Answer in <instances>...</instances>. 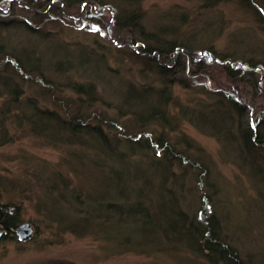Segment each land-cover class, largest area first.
Instances as JSON below:
<instances>
[{
  "label": "rangeland",
  "instance_id": "1",
  "mask_svg": "<svg viewBox=\"0 0 264 264\" xmlns=\"http://www.w3.org/2000/svg\"><path fill=\"white\" fill-rule=\"evenodd\" d=\"M96 1L108 3L116 14L125 7L122 0ZM253 1L264 12V0H140L143 31L193 48L210 46L233 58L261 60L264 74V22ZM87 8L65 2L59 9L65 18L58 19L48 9L44 19L17 9L10 19H27L43 31H0L1 41L33 49L51 87L0 67V204L16 214L17 223L33 226L26 239L1 235L0 264H210L178 237L166 238L154 221L146 227L141 219L128 224L106 209L107 202L126 197L149 208L166 201L165 208L171 193L189 218L196 217L202 194L198 170L175 164L171 169L178 178L163 181L153 161L159 154L125 140L142 130L205 162L202 188L220 232L246 262L264 264V174L257 167L264 152L243 148L236 117L222 106L231 96L240 104L244 100L205 83L174 84L168 89L172 101L166 120L141 125L155 99L163 97L149 87L158 90L164 84L144 60L113 40L126 32L114 24L81 23ZM13 84L20 91L14 97L5 91ZM31 100L65 121L32 115ZM101 215L111 218L102 222L96 217Z\"/></svg>",
  "mask_w": 264,
  "mask_h": 264
},
{
  "label": "trees",
  "instance_id": "2",
  "mask_svg": "<svg viewBox=\"0 0 264 264\" xmlns=\"http://www.w3.org/2000/svg\"><path fill=\"white\" fill-rule=\"evenodd\" d=\"M122 1L121 6L125 3V7L119 6L116 14L111 11L108 3H99L96 0H0V31L20 27L25 32L32 31L35 35L43 31L33 28L31 22L27 21V19L20 21L10 19L9 16H15L14 13L17 9L22 8L21 10L31 12V14L40 17L44 16L42 13L44 10H50L49 14L53 18L58 19L63 14L62 17L65 18L66 14L59 11L60 8L64 9L65 2L68 6L79 3V9L84 5L88 6L80 17L78 16L79 21L89 24L90 27L94 26V28L99 26L104 28L107 24H114L113 26H117L118 29L126 32L127 36L119 33L115 34L113 40H117L125 48L128 47L136 58L144 60L146 69L153 72L156 79L164 84L158 90H155V88L152 90L149 87L148 92H158L163 97L155 99V107H153L150 114L142 119L141 125H147L154 120H166L167 117L165 115L169 113L168 105L172 101L168 89L172 85L183 84L185 87H190L192 82L205 83L210 87L215 86L219 91L229 92L244 100L245 103L240 104L231 96L225 101L222 100L225 102H222V106L235 115L236 120L233 117L229 118V120L232 122L234 119L237 129L236 135H238L243 148L248 153L260 150L264 152V74L262 69H260L262 61L252 59V57H246L245 59L233 58L230 55L219 54L217 50L210 46L198 49L189 46L185 42H177L171 39L162 40L161 34H146L142 27L140 0ZM217 1L221 2L223 0ZM252 3L256 5L255 8L257 9L259 20L264 22L262 6L255 3V1ZM93 18H98L99 20L94 21ZM136 34H140L141 40L135 38ZM5 41L0 40V67L10 66L23 79H36L46 88H51L47 84L41 68H38V59L35 57L33 49H26L25 46L15 47ZM218 75H223L225 80L220 81ZM13 85V89H5V91L15 96L20 91H18L15 84ZM35 103V101H32L31 104H28L29 108L33 109L32 115H45L50 119L60 120V118L55 116L52 117V112L40 110ZM77 117L79 116L76 115L70 118L69 121L71 119L74 121ZM60 121L64 122L65 120ZM159 123L161 122L159 121ZM77 124L81 125V127L86 126L82 122ZM101 132L99 130L100 134ZM152 132L151 130H142L130 137L126 135L125 140L131 147L143 148L148 153L154 150L155 153L159 154L158 156L155 155L153 161L160 165L163 181L171 179V181L175 182V179L178 178L171 169L175 164L181 167L182 170L186 168V164L198 170L196 179L199 177V186L202 194L196 217L189 218V213L182 209L181 203L178 202V197L175 196L173 198L168 190L170 198L168 197L169 204L165 208L166 201H164V204L162 203L163 201H156L154 208H149L142 204L138 198L130 203L131 199L126 197L119 203L115 202V200L107 202L105 204L106 209L109 211L113 210L116 213L113 214V218H124L128 224L129 221L134 223L136 220L141 219L142 226L146 227L154 221V225H158L163 230L162 234L166 238H170V235L173 238L178 237L180 243L194 249V252L204 257L210 264H249L220 232V222H218L215 212H212L210 196L202 188L203 183H201L200 177L205 176L208 170L205 162L198 158H195L196 160L191 159L185 151L177 148L174 144H170L163 138L153 137ZM101 136H104L103 133ZM257 167H259L260 173L264 174V160ZM169 175H172L171 178ZM4 206L0 204V218L4 217L3 220L7 224L1 226L7 228L6 231L9 234H13L10 229L18 224L16 214L5 213L3 210ZM92 217L94 219L96 217L100 218L102 222L111 218L109 215L90 216L89 218ZM129 228L131 227L129 226ZM124 240V244L129 245L128 241H131V237L127 236Z\"/></svg>",
  "mask_w": 264,
  "mask_h": 264
},
{
  "label": "flooded vegetation",
  "instance_id": "3",
  "mask_svg": "<svg viewBox=\"0 0 264 264\" xmlns=\"http://www.w3.org/2000/svg\"><path fill=\"white\" fill-rule=\"evenodd\" d=\"M3 210L5 211V213H8L10 215H12V213H13V211L11 209H9V208H6V209L3 208ZM3 219H4V217L0 218V228H1L2 232H3L2 235L8 234V231H6L7 228H3L1 226V225H4V224H7V222L5 220H3ZM21 224H23V223H18L17 225H15V227L11 228L10 231H12L13 234L10 233L9 235H17L18 238L22 237L23 235H25V232L22 231L21 229H19V226Z\"/></svg>",
  "mask_w": 264,
  "mask_h": 264
},
{
  "label": "water",
  "instance_id": "4",
  "mask_svg": "<svg viewBox=\"0 0 264 264\" xmlns=\"http://www.w3.org/2000/svg\"><path fill=\"white\" fill-rule=\"evenodd\" d=\"M19 229H21L22 231L25 232V235H23L22 237H19V238H22V239H26V238L30 237L32 232H33V226L30 223H28V222H25L24 224H21L19 226ZM1 235H2V232L0 231V237H1Z\"/></svg>",
  "mask_w": 264,
  "mask_h": 264
}]
</instances>
